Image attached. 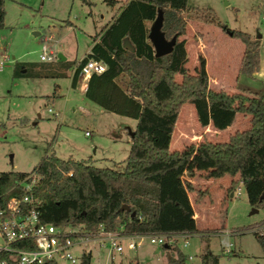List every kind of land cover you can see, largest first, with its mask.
<instances>
[{"label":"trees","instance_id":"trees-1","mask_svg":"<svg viewBox=\"0 0 264 264\" xmlns=\"http://www.w3.org/2000/svg\"><path fill=\"white\" fill-rule=\"evenodd\" d=\"M3 1L0 0V27L3 26ZM91 4L89 0H81ZM113 4L116 0H106ZM184 0H124L111 21L91 35L88 51L76 63L70 84L74 85L79 65L87 58L102 61L105 68L91 73L84 96L111 112L134 119L128 152L121 167H99L87 159L61 158L54 153L44 155L34 166L39 178L32 187L40 198L39 217L54 225L82 223L95 229L120 228L124 233L202 232L195 224L187 195L191 188L181 179L186 171H204L206 177L235 175L242 184L248 204L262 208L263 216L235 230H249L264 222V94L243 95L213 90L207 85L204 60L200 58L196 75H188L184 38L185 19L181 9ZM208 21L219 25L243 44L238 71L252 74L259 63L258 38L246 31L230 29L207 10ZM161 14V31L165 38L175 35L168 53L154 56L147 37L149 25ZM127 40L131 49L124 46ZM69 66L55 59L47 64L32 61L15 62L13 76L58 77ZM179 74V80H175ZM192 104L200 126L221 130L231 124L236 112L249 116L246 129L235 130L226 140L211 143L198 141L177 150H169V142L180 106ZM27 172L0 171V205L11 194L23 189L17 181ZM129 209H119L121 204ZM133 210L134 214L130 215ZM264 250V234L252 232ZM30 247L25 240L14 243ZM163 246V245H162ZM165 264H185V254L176 243L163 246ZM219 255L205 241L198 260L190 264H218ZM89 253L80 264H89ZM58 264L53 259L41 263Z\"/></svg>","mask_w":264,"mask_h":264},{"label":"rangeland","instance_id":"rangeland-1","mask_svg":"<svg viewBox=\"0 0 264 264\" xmlns=\"http://www.w3.org/2000/svg\"><path fill=\"white\" fill-rule=\"evenodd\" d=\"M89 1L91 4L81 0L3 1L0 55L6 53L11 60L0 69V171L31 172L40 159L50 153L61 158L87 159L99 167L117 168L124 164L129 147L126 122L133 125L132 118L104 109L79 92L72 93L67 76H13L11 72L15 60L47 64L49 60L38 59L41 43H45L69 61L66 68L69 74L72 64L77 63L90 46V36L109 19L117 6L106 0ZM175 1L170 0V3ZM184 4L186 7L181 9V15L185 19V31L179 38L185 40L188 75H196L202 58L207 85L211 89L247 96L264 94V69L258 76L239 72L242 42L209 22L206 12L210 10L228 28L246 31L251 38H258L257 50L264 67V0H184ZM47 34L53 37L44 41ZM179 78V74H175L174 79ZM55 90L61 96L49 101ZM80 99L95 110L84 113ZM248 125L249 116L236 112L230 125L213 132L210 127L199 125L192 104L184 102L168 148L177 150L198 141H223L235 130L246 129ZM186 176L188 173L183 172L181 179L187 181ZM227 176L217 177L207 185L201 177H196L198 182L188 190L196 212V226L204 231L190 234L186 245L178 239L177 244L186 256L185 264L198 260L205 241L208 248L219 255L218 264H264V250L254 234L248 229L235 230L260 219L263 210H251L242 184L235 182L236 177L231 178L232 185L225 186ZM217 181L221 186L215 183ZM237 189L240 191L238 197L229 195ZM226 230L232 231L225 233ZM225 246L230 248L228 253L222 250ZM95 249L91 262L106 260L105 253L97 258ZM165 260L166 250L162 245L143 242L133 250L125 248L121 253H114L109 262L164 264ZM57 263L77 264L63 259H58Z\"/></svg>","mask_w":264,"mask_h":264},{"label":"built area","instance_id":"built-area-1","mask_svg":"<svg viewBox=\"0 0 264 264\" xmlns=\"http://www.w3.org/2000/svg\"><path fill=\"white\" fill-rule=\"evenodd\" d=\"M52 34L43 37L44 41L52 39ZM57 58V53L49 45L41 43L38 52L39 60H51ZM9 55H0V69L7 61ZM105 68L102 61L87 58L77 71L81 78L87 77L93 72H101ZM87 134V131H84ZM39 175L31 171L22 176L18 181L23 189L20 195L11 194L7 197L3 206L0 205V264H30L41 263L47 259H63L69 263L80 264L83 254L89 253V264H108L106 262H91L93 249L98 248L106 253L108 261L114 253H121L125 248L135 249L143 242L156 245L173 244L180 240L186 245L191 233L179 232H145L124 233L120 228L105 229L101 223L97 228H85L82 223H68L62 226L42 221L39 217L38 205L40 198L36 196L32 187ZM237 189L231 195L238 197ZM257 234H264V222L254 225L249 229ZM232 230H226L229 233ZM25 240L30 247H18L14 243ZM230 245V244H229ZM76 249V252L73 249ZM229 247H223L225 253ZM188 258L191 256L188 255Z\"/></svg>","mask_w":264,"mask_h":264},{"label":"crops","instance_id":"crops-1","mask_svg":"<svg viewBox=\"0 0 264 264\" xmlns=\"http://www.w3.org/2000/svg\"><path fill=\"white\" fill-rule=\"evenodd\" d=\"M115 4H117V6H116V8H115V10L113 11V13L110 15V17H109V19H107L103 24H102V26L99 28V30L98 31H100V29H103V27H104V25H106V24H108L110 21H111V19L113 18V16L116 14V10H117V7H118V5L120 4V0H116V2H114L113 4H110V5H115ZM97 31V32H98ZM97 32H95V33H97ZM32 33H38L37 31H32ZM94 33V34H95ZM93 35V34H92ZM91 37V36H90ZM91 43H92V40H91ZM91 43H90V45H91ZM123 44H124V46H125V44H129V42L125 39L124 41H123ZM184 44H185V40H184ZM130 45V44H129ZM131 46V45H130ZM90 47V46H89ZM89 47H88V49H89ZM88 49L86 50V52L88 51ZM86 52H84V54L86 53ZM83 54V55H84ZM82 55V56H83ZM81 56V57H82ZM186 56H188V53H187V51H186ZM258 56H259V53H258ZM55 59H58V58H54V59H51V60H49V62H52V61H54ZM58 60H60V59H58ZM63 60H66V61H68L66 58H65V56H64V59ZM15 62H27V61H18V60H15L14 62H13V64H12V67H13V65H14V63ZM69 62V61H68ZM69 65H70V63H69ZM75 65H76V63H74V64H72V68H71V71H70V73L69 74H67L66 73V68L63 70L64 71V75L63 76H67L68 78H69V82H68V88H69V90L73 93L74 91H76V92H79V94H81V95H83L84 96V94H83V92H84V88H85V84H86V79H84V78H81V77H77V79H76V81H75V83H74V85H71L70 84V81H71V74H72V71H73V69H74V67H75ZM69 67V66H68ZM262 68L264 69V67H262L261 66V60H260V58H259V63H258V68H257V70L256 71H254V72H252V74H251V76H258V74L260 75V74H262ZM11 72H12V70H11ZM256 74V75H255ZM34 77H37V76H34ZM42 77V76H41ZM58 77H62V76H58ZM69 90L67 91V92H69ZM52 93H54L53 95H50L49 96V98H48V100L49 101H53L52 99L54 98V97H57V96H61V94L57 91V90H55L54 92H52ZM68 95L69 96H72V95H70V93H68ZM84 98H86L85 96H84ZM66 99H67V97H66ZM87 99V98H86ZM83 103V106H81L82 107V109L84 110V113H86V114H89V113H91L93 110H95V109H93L90 105L87 107L86 105H84V103L85 102H83V100L82 99H80V104H82ZM74 108V107H73ZM95 108V107H94ZM99 107H97L96 109H98ZM97 111V110H96ZM98 111H99V109H98ZM55 113V112H54ZM134 120V119H133ZM126 129H127V132H128V129H130V130H132V128L134 127V124L133 125H130V124H128V122H126ZM205 127H210V130H213V132H218V131H221V130H217V129H214L212 126H210V125H207V126H205ZM208 130H209V128H208ZM170 140H171V138H170ZM180 141H182L181 140V138L179 139ZM170 143V142H169ZM184 172H186V171H184ZM195 172V173H194ZM188 173V172H187ZM188 177L186 176V178H185V180H187V182L190 184V187H193V185L195 184V182H198L197 181V179H196V177H201V179H203V182H205V184L207 185V184H209L210 182H213V181H215V179L217 178V177H206V176H204V171H202V170H195V171H193L191 174H189L188 173ZM223 175H228L226 178H225V186H230V185H232V181H231V178H233V177H235V175H230V174H223ZM223 175H221V176H219V177H222ZM217 185H219V186H221V182H219V181H217V182H215ZM222 185H223V183H222ZM211 185H209L208 186V188L210 187ZM208 188H207V191H208ZM231 192L232 191H230L229 192V195H231ZM187 195H188V191H187ZM188 198H189V196H188ZM190 200V199H189ZM190 203H191V201H190ZM191 206H192V204H191ZM256 208V207H255ZM192 209H193V207H192ZM257 209V208H256ZM193 216H194V218H195V222H196V212L195 211H193ZM259 220V219H258ZM255 222V221H254ZM196 224V223H195ZM197 227V226H196ZM198 228V227H197ZM199 229V228H198ZM95 250H97V252H96V256H97V258L99 257V255H102L103 253H105L104 251H102L101 249H98V248H96ZM93 253H94V250H93ZM93 253H92V255H93ZM105 255H106V253H105ZM97 261H99V260H97ZM99 262H106V263H108V264H110V262L108 261V258H107V256H106V260H102V261H99ZM165 262H166V260H165ZM165 264V263H164Z\"/></svg>","mask_w":264,"mask_h":264},{"label":"water","instance_id":"water-1","mask_svg":"<svg viewBox=\"0 0 264 264\" xmlns=\"http://www.w3.org/2000/svg\"><path fill=\"white\" fill-rule=\"evenodd\" d=\"M161 27V14L158 13L155 18L152 20L151 24L149 25L147 37L150 40L153 50H154V56H159L165 53H168L172 45L175 41V35H172L170 38H165L163 35V32L160 29ZM125 47L128 49H131V46L129 44H125ZM57 58L60 60L64 59V55L60 52H57ZM128 134H132V130L128 129ZM264 197V188L259 194V199ZM119 209H126L128 210L129 207L127 204L123 203L119 206ZM252 211H256L255 207L251 208ZM134 211H130V215H133ZM163 246H166L165 244Z\"/></svg>","mask_w":264,"mask_h":264}]
</instances>
